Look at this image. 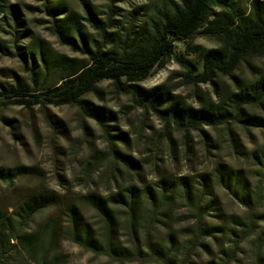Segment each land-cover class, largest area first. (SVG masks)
<instances>
[{"label": "rangeland", "instance_id": "rangeland-1", "mask_svg": "<svg viewBox=\"0 0 264 264\" xmlns=\"http://www.w3.org/2000/svg\"><path fill=\"white\" fill-rule=\"evenodd\" d=\"M65 1L81 16L82 33L92 51L94 39L103 51L115 45L109 38L104 40L84 20L83 1L98 19L109 22L107 32L137 30L179 2ZM250 1L235 0V3L246 10ZM1 3L0 82L14 83L17 75L32 85L29 46L35 67L41 65L40 56L89 59L79 34L74 36V44H68L55 32L54 21L44 8L47 0ZM10 5H17L16 21ZM189 45L196 49L191 50ZM218 46L216 37L198 32L186 42H176L175 51L177 57L194 65L196 75L202 73L201 52ZM177 57L169 56L150 76L130 83L146 89L165 84L173 95L197 108L237 92L242 81L264 73L261 54L242 60L231 74L218 73L212 81H194L185 76L186 68ZM84 98L94 107L102 108L108 127L75 105L0 104V168L17 173L11 185L0 181V211L10 212L22 195L32 190H53L75 200L88 192L100 196L118 191L128 194L126 189L130 186L140 191L148 187L156 191L162 188V180L173 184V191L168 192L173 198L170 204L154 212L147 202L140 203L139 213L145 225L140 233L127 228L125 211L118 208L120 221L114 237L127 247L136 244L140 249L137 255L129 259L111 257L64 240L55 251L59 254L57 264H264V129L236 119L218 125L201 124L197 129L185 128L135 102L130 93L117 88L111 80L100 81ZM245 108L264 116V97ZM220 164L240 171V181L232 190L219 180ZM21 171L26 173L18 174ZM181 178L200 188L202 183L208 185L205 201L212 199L213 203L198 223L195 213L180 196ZM241 183L245 187L243 197L249 204L234 195V190L240 193ZM79 204L87 219L98 227L96 212L80 201ZM52 212L45 209L37 213L31 227H38ZM195 225L201 227L200 233H194ZM158 246L177 257L171 254L169 260L160 258L151 251ZM11 256L17 264H32L18 248Z\"/></svg>", "mask_w": 264, "mask_h": 264}, {"label": "trees", "instance_id": "trees-1", "mask_svg": "<svg viewBox=\"0 0 264 264\" xmlns=\"http://www.w3.org/2000/svg\"><path fill=\"white\" fill-rule=\"evenodd\" d=\"M1 2L3 0H0V11L3 7ZM83 3L86 14L84 20L97 29L104 40L109 38L115 46L103 51L94 39L95 49H89L87 37L82 33L83 24L79 20V13L71 9L65 0H47L44 8L54 21L55 32L68 44H74V36L79 34L83 49L90 54L89 59L81 61L66 55L40 56L41 65L35 67L32 47L29 46L28 53L32 59L30 69L34 74L32 85L17 75H14V83L0 82L1 105H75L83 113L97 118L106 128L107 116L102 108L94 107L84 97L100 81L111 80L117 88L130 93L135 102L185 128L197 129L201 124L218 125L236 119L264 129V116L245 108L264 97V73L256 79L242 81L237 92L197 108L184 103L180 96L173 95L165 84L146 89L130 83L150 76L164 65L169 56L177 57L176 42H186L198 32L216 37L219 46L201 52V74L195 75L194 65L187 59L177 57L186 68L185 76L191 80L212 81L218 73L231 74L247 57L264 54V0H251L246 10L238 7L235 0H179L160 18L146 21L137 30L125 29L124 32H107L109 22L98 19L88 4ZM214 7L220 10L216 11ZM10 8L16 21L19 15L17 5H10ZM189 48L196 49L192 45ZM53 77L55 79L51 80ZM123 159L128 161L124 156ZM220 166L221 183L231 190L237 187L240 171L227 169L222 164ZM25 173L21 171L18 174ZM16 176L17 173L0 168V181L11 185ZM180 181V196L193 210L198 223L213 203L212 199L205 201L209 194L208 185L202 183L203 188H200L186 178ZM162 183V188L156 191L149 187L140 191L130 186L126 189L128 194L118 191L100 196L88 192L75 200L53 190L27 192L11 207L10 212L0 211V264H17L11 256L15 248L24 252L32 264H57L59 254L55 251L64 240L111 257L129 259L131 255H137L140 249L136 244L127 247L114 237L120 221L118 208L125 211L127 228L140 233L145 226L139 213L140 203L147 202L149 210L154 212L170 204L173 198L168 193L173 191V184L167 180H162ZM239 189L240 193L234 190V195L249 204L242 194L245 189L243 183ZM79 201L96 212L100 220L98 227L84 215ZM45 209H52L53 212L38 227L32 228L34 216ZM194 231L200 233L201 227L195 225ZM168 250L158 246L151 251L169 260L171 254L176 255Z\"/></svg>", "mask_w": 264, "mask_h": 264}]
</instances>
